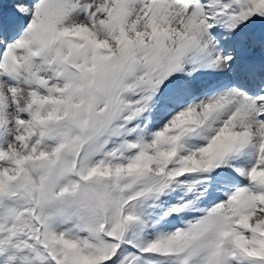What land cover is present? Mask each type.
<instances>
[{
	"label": "snow or ice",
	"instance_id": "snow-or-ice-1",
	"mask_svg": "<svg viewBox=\"0 0 264 264\" xmlns=\"http://www.w3.org/2000/svg\"><path fill=\"white\" fill-rule=\"evenodd\" d=\"M0 264H264V0H0Z\"/></svg>",
	"mask_w": 264,
	"mask_h": 264
}]
</instances>
